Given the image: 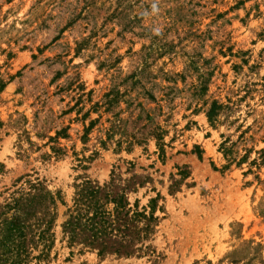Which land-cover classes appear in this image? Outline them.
<instances>
[{
  "label": "rangeland",
  "instance_id": "374dc122",
  "mask_svg": "<svg viewBox=\"0 0 264 264\" xmlns=\"http://www.w3.org/2000/svg\"><path fill=\"white\" fill-rule=\"evenodd\" d=\"M111 176L155 200L138 255L62 233L77 185ZM11 262L264 264V0H0Z\"/></svg>",
  "mask_w": 264,
  "mask_h": 264
},
{
  "label": "trees",
  "instance_id": "16d2710c",
  "mask_svg": "<svg viewBox=\"0 0 264 264\" xmlns=\"http://www.w3.org/2000/svg\"><path fill=\"white\" fill-rule=\"evenodd\" d=\"M215 106L207 112L208 118L213 116ZM142 184L135 176L128 179L111 176L102 185L90 180L77 185L62 224L68 245L96 251L99 256L138 255L145 248L144 243L153 233L157 221L153 215L154 199L140 208L136 201L133 204L128 201V194Z\"/></svg>",
  "mask_w": 264,
  "mask_h": 264
},
{
  "label": "clouds",
  "instance_id": "9594fccd",
  "mask_svg": "<svg viewBox=\"0 0 264 264\" xmlns=\"http://www.w3.org/2000/svg\"><path fill=\"white\" fill-rule=\"evenodd\" d=\"M153 11H154V12H155V11H158V9H157V7H156L155 4L153 5Z\"/></svg>",
  "mask_w": 264,
  "mask_h": 264
}]
</instances>
